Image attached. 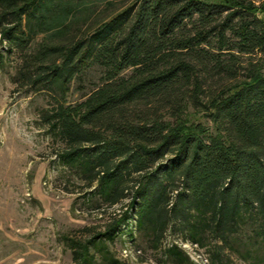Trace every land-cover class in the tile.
Here are the masks:
<instances>
[{
  "label": "trees",
  "instance_id": "1",
  "mask_svg": "<svg viewBox=\"0 0 264 264\" xmlns=\"http://www.w3.org/2000/svg\"><path fill=\"white\" fill-rule=\"evenodd\" d=\"M112 1L0 0V44L21 50L24 85L64 100L83 69L102 70L81 103L44 117L86 201H126L102 230L62 237L73 263L122 264L109 246L134 219L153 250L171 231L211 263L234 252L263 264L264 0ZM189 109L215 134L188 124ZM163 260L193 264L177 244Z\"/></svg>",
  "mask_w": 264,
  "mask_h": 264
},
{
  "label": "rangeland",
  "instance_id": "2",
  "mask_svg": "<svg viewBox=\"0 0 264 264\" xmlns=\"http://www.w3.org/2000/svg\"><path fill=\"white\" fill-rule=\"evenodd\" d=\"M130 1L112 2L120 8ZM104 5L98 3L99 10ZM44 39L37 37L28 45L27 53H33ZM0 54V264H74L62 237L85 227L102 230L125 210L126 201L111 208L102 206L101 210L86 201V190L57 163L56 154L63 144L44 117L58 103H81L100 84L102 70L89 66L83 69L71 80L63 100L59 94L23 84V54L19 48L2 43ZM123 74L127 76L130 71ZM184 118L188 124L201 125L215 134V125L205 113L189 109ZM121 230V236L109 248L122 264H170L164 262L163 251L171 244H177L193 264H253V260L244 261L234 252L223 254L221 263H211L205 249L182 241L171 231L160 248L153 250L136 231L134 219ZM249 235L251 227H246L242 240ZM258 256L264 258V251Z\"/></svg>",
  "mask_w": 264,
  "mask_h": 264
}]
</instances>
